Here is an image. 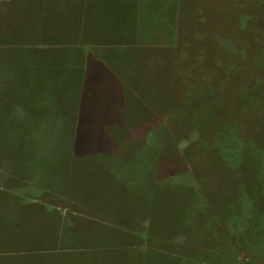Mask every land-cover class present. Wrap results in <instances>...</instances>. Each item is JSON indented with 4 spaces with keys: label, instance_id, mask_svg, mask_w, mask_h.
I'll return each mask as SVG.
<instances>
[{
    "label": "rangeland",
    "instance_id": "rangeland-1",
    "mask_svg": "<svg viewBox=\"0 0 264 264\" xmlns=\"http://www.w3.org/2000/svg\"><path fill=\"white\" fill-rule=\"evenodd\" d=\"M3 72L0 264H264V0H0Z\"/></svg>",
    "mask_w": 264,
    "mask_h": 264
},
{
    "label": "crops",
    "instance_id": "crops-1",
    "mask_svg": "<svg viewBox=\"0 0 264 264\" xmlns=\"http://www.w3.org/2000/svg\"><path fill=\"white\" fill-rule=\"evenodd\" d=\"M0 75V81L2 83V92L0 90V111L2 117L6 119H16L18 123L23 124L26 122H32L33 120L38 121L45 120L49 122L56 116V106L49 101V103H37V98L33 95H38L37 90H29V87L23 85H16L12 92L10 87H7L6 74ZM26 79V78H25ZM52 118V119H51ZM36 157L37 155H33Z\"/></svg>",
    "mask_w": 264,
    "mask_h": 264
}]
</instances>
